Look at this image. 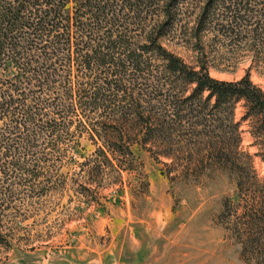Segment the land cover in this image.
Masks as SVG:
<instances>
[{
  "label": "trees",
  "instance_id": "trees-1",
  "mask_svg": "<svg viewBox=\"0 0 264 264\" xmlns=\"http://www.w3.org/2000/svg\"><path fill=\"white\" fill-rule=\"evenodd\" d=\"M180 1L0 0V215L6 201L20 197L14 187L40 176L38 140L57 142V120L69 115L71 101L102 110L92 136L110 165L108 153L126 157L137 144L171 159L165 166H184V180L199 179L206 168L250 170L251 157L240 160L243 123L264 163V90L249 73L234 82L211 77L209 56H200L210 34L209 47L246 51L264 75V0H201L192 38L181 39L200 53L194 65L164 46L176 31ZM155 5L161 9L150 13ZM79 77L85 86L75 88ZM10 243L0 229L2 251ZM250 244L264 250L263 238Z\"/></svg>",
  "mask_w": 264,
  "mask_h": 264
},
{
  "label": "rangeland",
  "instance_id": "rangeland-1",
  "mask_svg": "<svg viewBox=\"0 0 264 264\" xmlns=\"http://www.w3.org/2000/svg\"><path fill=\"white\" fill-rule=\"evenodd\" d=\"M202 3L180 1L176 31L164 46L189 65L196 54L209 56L213 78L234 82L249 73L264 90V75L246 51L231 55L224 47L211 48L206 33L204 52L195 53L181 40L192 38ZM84 81L79 77L75 88ZM142 88L150 97L149 88ZM71 102L65 106L69 115L57 120L63 130L57 144L45 135L38 140L34 157L41 160L40 176L30 186L14 187L20 197L5 202L0 229L12 248L0 246V264H264V250L250 244L264 239V163L255 155L246 124L239 129V150L241 162L251 157L250 170L206 168L199 179L184 180V166H165L162 162L172 160L156 158L137 144L126 157L108 153L113 165L104 163L97 151L101 142L92 136L102 110ZM241 114L237 105L236 121ZM43 186L51 189L39 194Z\"/></svg>",
  "mask_w": 264,
  "mask_h": 264
}]
</instances>
